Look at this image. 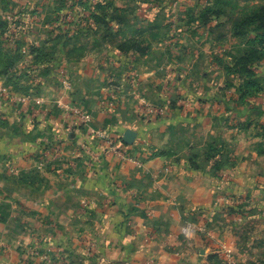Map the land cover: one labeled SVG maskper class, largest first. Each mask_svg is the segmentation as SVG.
<instances>
[{"label":"crops","instance_id":"0c3cea01","mask_svg":"<svg viewBox=\"0 0 264 264\" xmlns=\"http://www.w3.org/2000/svg\"><path fill=\"white\" fill-rule=\"evenodd\" d=\"M63 9L59 6L54 11ZM122 9L120 6L119 11ZM44 24L49 29L43 37L12 39L8 52L5 47L2 50L8 58L15 54H11V47L18 46L21 51L22 45V53L17 55L18 59L24 58V66L22 77L9 71L6 85L0 86V91L6 93V101L0 98V114L6 117L0 120V126L9 128L13 141L7 143L9 148L5 152L0 151V226H5L3 221L7 226L14 220L22 221L21 226L5 227L21 239L14 238L6 245L0 241V264H64L62 259L51 257L56 249L67 251L53 238L64 229L70 230L71 236L96 234L103 238L106 264H210L194 261L188 254L172 261L166 256L170 248H177L175 243H166V235L172 234L181 245L176 255L198 247L206 257L209 249L204 242L194 241L195 232L185 230L187 226L195 230L205 227L198 224L201 216L209 218V228L201 234L216 244L217 249H211V253L225 252L227 257L239 251L238 243L227 241L229 237L239 238L235 234L238 224L216 225L221 215L220 198L216 196L220 195L214 192L216 182L207 185L215 165L207 167L206 144L213 141L214 160H231L228 168H218L233 172L229 184L243 183L263 193L253 195L251 202L245 200L256 209L248 205L239 218L241 222L254 221L257 209L264 208V130H259L264 129L262 87L233 102V107L238 105L240 111L227 117L213 115L208 112L209 106L215 105L218 110L227 105L218 99H202V94L191 95L182 84L192 74L188 66L175 70L169 67L171 55L162 45L178 44L179 33L167 36L166 40L158 39L157 22L146 20L141 25L138 21L136 28L150 35L145 50L139 52L117 48L128 38L120 35L121 30L116 45L108 40L113 39L109 32L104 37L108 26L112 28L117 22L102 24V36L93 33L91 28L96 25L90 22L84 34L89 48L81 52L77 37L62 38L61 25L52 28L51 20ZM172 24L161 27L169 30ZM118 26L122 28L123 23ZM89 44L102 46L94 50ZM159 61H163L161 69ZM17 90L23 94L14 93ZM221 90L223 94L228 92L218 88ZM251 95L256 98L249 99ZM16 98L22 99L23 112L17 110ZM76 110L88 116V124L83 123ZM207 123L211 131L206 130ZM16 129L19 136H14ZM126 130L135 132L130 144L122 140ZM227 130L232 132L230 137L224 132ZM99 133L113 137L117 150L111 151ZM18 137L25 140L23 148L14 145ZM60 143L65 144V152L49 154L52 149L45 145L54 144L55 148ZM223 143H229V149ZM166 144L170 149L164 148ZM47 155L55 157V166L46 163ZM195 155L197 166L188 162ZM237 156H241L239 161ZM222 179L225 180H219ZM208 192L215 201L210 200ZM224 215L234 218L232 213ZM262 222L264 226V218ZM174 223L178 232L168 229ZM5 232L0 234L8 235ZM35 238L38 243H34ZM260 238L264 245V236ZM28 251L31 253L26 257ZM224 258L219 254L212 262L221 264ZM65 261L69 262L66 258ZM237 262L241 264L239 259ZM241 262L264 264L263 260L251 257ZM83 264L90 263L86 260Z\"/></svg>","mask_w":264,"mask_h":264},{"label":"rangeland","instance_id":"374dc122","mask_svg":"<svg viewBox=\"0 0 264 264\" xmlns=\"http://www.w3.org/2000/svg\"><path fill=\"white\" fill-rule=\"evenodd\" d=\"M62 1L64 9L62 11H54L55 8H59V6H61L60 4ZM62 1L0 0V46H3L2 49L5 50L6 48V51L8 52L10 49L9 44L11 43L12 39L16 40L20 38L21 40L25 36H27L28 39H32L35 36L43 37L47 34V29H49L44 24L48 20H51L54 23L51 26L52 28H54L55 25H57V27H60L61 25L59 35L65 36L66 39L70 37L71 39L77 37V43L79 45L84 48H89L87 46L88 43L86 42L84 34L86 32L85 27L90 21L88 16L92 17V15H89L87 10H85L83 7L86 6L93 8L101 3H110L117 8H120V6L123 7L121 11L118 9L114 11L110 10L113 21L121 18L123 27L119 28L118 22L116 25L113 24L112 28L107 29V33L105 34L103 28L99 27L96 31H94L96 35L102 36L104 34V37L106 38L109 32V35H111L113 39H107L116 45L118 44V40H120V36L118 37V32L121 30L120 35L128 37L127 39L132 38L138 42V45L135 44L137 45L136 48H145L150 41V35L146 30L139 31L141 29L136 28L139 27L138 24H136L138 21H140L141 25L144 24V21L146 20L153 21L155 23L157 22V25L160 26V28H158V39L162 38L166 40L167 36L179 33L181 36L178 37L180 39L178 44L181 45V47L176 44V42H171L170 44L164 43V45H162L163 49L170 52L171 55L168 58V62L172 63L169 67L172 70H175L182 65H184V67L188 66L187 68H189V72L192 74L188 75L182 84L186 89H188L191 95L194 94L196 97H198L199 94H202V96L200 95L202 99H218L221 100L224 105H227L226 108L220 107L218 110L216 109L215 105L212 107L209 106V113L227 117L237 112L239 110V106L235 105L233 107V102L239 100L240 94L238 90L249 86L250 82L259 84V86L264 90V41L263 44H258L252 40L255 35H257V33L263 34L264 36V0ZM96 15L99 14L96 13ZM168 22L173 23L172 26L169 27V30L162 29V24ZM186 22L189 24L187 25ZM14 24L18 26H14ZM174 44L176 45L173 46ZM89 46L90 48L96 50L102 45L89 44ZM16 47L18 48V46ZM22 47V45L19 46L21 51ZM17 48L11 47V50H13L11 54L15 53L20 55L22 52ZM23 59L24 58L21 57L16 61H12L10 58H7L2 54L0 55V86L6 85V75L9 71L15 74L20 73L19 76L22 77L21 72L23 71L22 67L24 66ZM162 62L163 61H159L160 69L163 64ZM184 62L186 65L183 64ZM187 68H185V70L188 72ZM114 69L118 71L119 67L117 68V66H115ZM218 88L223 89V91L228 90V92L223 94L224 92H222V90L218 91ZM214 91L216 92L214 93ZM1 93H3V90L0 91V94ZM14 93L20 95L23 94L21 90L14 91ZM5 97L6 93H3V95L0 96V98H3L2 100L6 101ZM260 97H262L261 100L264 101V93H262ZM191 98L193 99V96ZM251 98L256 97L251 95L249 99ZM15 101L16 104H18L16 107L17 110L23 112L25 109L22 108V99L16 98ZM0 116L2 117L0 120L6 118L5 115L2 114H0ZM210 126L211 125L209 123L206 124L207 131H211ZM227 126V128H230V125ZM259 130L261 132L264 129L260 128ZM259 130L257 129V131H255L258 132ZM224 132H226L228 137L232 135L231 131L227 130ZM105 134L109 135L108 133ZM9 136V128L0 126V151L5 152V149L9 148L7 143L12 141ZM14 136H19V131L16 132ZM111 139L114 141L117 150L118 143L113 137H111ZM24 142L25 140L23 137H18L14 140V145L18 148H23ZM11 145L13 146V144ZM52 145L47 144L45 146L47 149H52L49 151V154L53 153V155L56 156L60 150H63V147L65 146L64 143H60L58 145L56 144L55 148H53ZM223 145L226 146L225 149L227 150V145L229 146V143L226 145L223 143ZM167 146L169 145L166 144L164 148L166 150L170 149ZM206 146L208 160L207 167L209 169L212 165H215V168L209 172L210 178L207 179V185L212 184V182H216V185L214 186L216 190H214V192L216 195H220L216 196L220 198L217 199L219 200L218 206L220 207V210L218 211L221 212V215L217 217L218 220H216V225H223L225 227L227 223L230 224L236 222L238 226L236 228L237 232L235 234H237L239 238L229 237L227 241H230V243H238L237 245L240 249L237 252L231 253L232 255L230 254V256L227 257L225 256V252L211 253V249H217L216 244L211 241V238L207 239L201 234L205 233V228H209V226H207L209 223V218L206 216H201L199 218L198 224L205 227H202L201 230H195L193 227L187 226L185 227V230H187L190 234H194L193 232H195V238H193L194 241H197L198 243L204 242L206 246L205 248L209 249V251H207L206 257L205 253H199L198 247H194L189 253L182 254V252H180L181 256L176 255L175 253L178 252L177 248L181 247V245L178 244L179 240H177V238H175L172 234H169L166 235V243H168V245H173V243H175L173 246L177 248H170V250L167 249V259L171 261L176 260L177 258L181 259L184 257V255L186 257L188 254L190 255L189 257L194 261L203 260L209 262L210 264H214L212 262L214 261V258H218V255L222 254V256L225 258L222 260L223 262H221V264H237L238 259L242 264V260L249 259L250 257L258 261H264V245L259 242L261 239L260 237L264 236V226L262 225L264 214L261 213L264 208H261V211H259L260 209H257V212H255L253 218L254 221L252 220V222H245L244 220L241 222L242 220H239L243 212H246V207H249L248 205H250V209H256L254 206H252V204L246 203L245 200L248 199L251 202L255 198L253 195L263 196V193L257 192L256 189L247 187L243 183H238L233 186L229 184L228 182H231V175L234 176L233 172L228 170L219 171L218 168H228L231 164V160L226 158H221V160L220 158H216V160H214L216 154L213 152V141H208ZM64 150L62 153L65 152ZM110 150L113 151L111 147ZM240 157L241 156H237L235 158L237 161H239ZM53 159H55L54 156L48 157L47 155L46 163L48 165L55 166L56 163L52 161ZM197 160V155L192 157L190 156L188 162L191 165L197 166L199 165L197 164ZM221 177L225 178V180H219ZM218 182H220V184L217 185ZM243 182L245 183L246 180L243 179ZM207 194L208 197L211 198L210 200L214 198L211 192H208ZM197 212L198 214L206 213H201L199 211ZM225 213H232L234 218L232 219V217L224 215ZM91 221L92 220L89 222ZM80 222L81 221L79 220L78 223ZM3 223H5V226L1 225L0 231H6L5 233H8V235L0 234V241H3V245H6L5 243L8 242L12 243V240L15 239L20 241L21 237H16L13 233L10 234V232H7L9 230L5 228L7 226L6 221H3ZM21 224L22 221L17 219L14 220L10 225L21 226ZM10 225L7 226L9 229L12 228ZM79 225H82V223ZM83 225H85V223ZM213 225H211L210 228L214 229V227H216L215 225L213 227ZM96 228L101 229L98 227ZM172 228L176 229L178 232L177 224L174 223L173 226L169 227L168 229ZM70 232V230L64 229V231L59 232L61 234H59L57 237H53L54 241H57L56 244L65 247L67 251H58L57 249L54 250V252L51 254L52 259H62L64 264H83V262L86 260L90 264H106L105 251L103 248V243L101 242L103 238H100L96 234H91L89 236L76 234V236H71L73 234ZM96 232H98V230H96ZM38 242L39 239L35 238L34 243ZM68 249H70L71 252L68 251ZM61 251L63 253H61ZM30 253L31 251H28V253H26V257L28 254L30 255ZM161 254L164 255V253ZM209 256L211 258L207 259ZM64 257L69 262H66ZM27 259L29 258H26V260ZM46 260L49 261V258L46 257Z\"/></svg>","mask_w":264,"mask_h":264},{"label":"trees","instance_id":"16d2710c","mask_svg":"<svg viewBox=\"0 0 264 264\" xmlns=\"http://www.w3.org/2000/svg\"><path fill=\"white\" fill-rule=\"evenodd\" d=\"M59 1L61 2L62 0H59ZM60 5H61V7H63V1L61 2ZM65 7H67V6H65ZM83 8L85 10H87V13L89 15H92V17L91 16H88V19L90 20L88 23H90V22L95 23L96 28H91L92 31H93V33H95L94 31H96L99 27L104 28L102 26V24L105 23V25L108 26L109 22H112L113 21V18H112L111 14H110V10L111 11H114L116 9L119 10V8H117L116 6H114V5L110 4V3H108V4L101 3L98 6L96 5L93 8H89V7H86V6H84ZM96 13H98L99 15H96ZM113 22L122 23V19L120 18L118 20H114ZM109 28L110 27L108 26L107 29H109ZM60 37L63 38L65 36L61 35ZM67 39L71 40V37L70 38H67ZM131 39L132 38L127 39L124 42H121L120 44L117 45V48H119V49H127V50H137L139 52H143L145 50L144 47L136 48L137 45H138V42L136 40H134V39H132V40ZM252 40L255 41L258 44H263L264 36H263V34H258L257 33V35H255V37ZM135 44H137V45H135ZM78 47H79V49L82 52L84 47H82L81 45L80 46L78 45ZM2 50H3L2 49V46H0V55L2 54V55H4V56L7 57L8 54L7 53H3ZM9 56L10 57H8V58H10V60H12V61H16L18 59V55L17 54H13V55H9ZM19 77H21V76H19ZM258 86H259V84L255 83V82H250V85L249 86H246V87L238 90L239 91V94H240V97L239 98L240 99H245L246 98L245 96H247L249 94L248 91H250L252 89H255Z\"/></svg>","mask_w":264,"mask_h":264},{"label":"built area","instance_id":"2783aa9c","mask_svg":"<svg viewBox=\"0 0 264 264\" xmlns=\"http://www.w3.org/2000/svg\"><path fill=\"white\" fill-rule=\"evenodd\" d=\"M76 112L78 114H81L83 123L88 124V122L90 121L88 116L85 115L84 113H82V111H80V110H76ZM99 135L106 140V142L108 143V146L111 147V149L113 151L116 150L115 143H114V141L111 139V137L109 135H107L105 133L104 134L103 133H99Z\"/></svg>","mask_w":264,"mask_h":264},{"label":"water","instance_id":"95a60500","mask_svg":"<svg viewBox=\"0 0 264 264\" xmlns=\"http://www.w3.org/2000/svg\"><path fill=\"white\" fill-rule=\"evenodd\" d=\"M134 138H135V132L132 131V130H126V131L124 132V135H123V137H122V140H123L125 143L130 144V143L133 142Z\"/></svg>","mask_w":264,"mask_h":264}]
</instances>
